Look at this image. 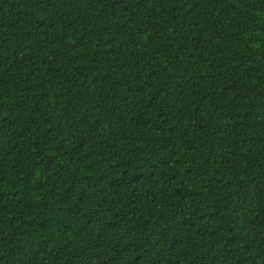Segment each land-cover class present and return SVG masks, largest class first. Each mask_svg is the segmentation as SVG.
Segmentation results:
<instances>
[{"label": "trees", "instance_id": "1", "mask_svg": "<svg viewBox=\"0 0 264 264\" xmlns=\"http://www.w3.org/2000/svg\"><path fill=\"white\" fill-rule=\"evenodd\" d=\"M0 264H264V0H0Z\"/></svg>", "mask_w": 264, "mask_h": 264}]
</instances>
